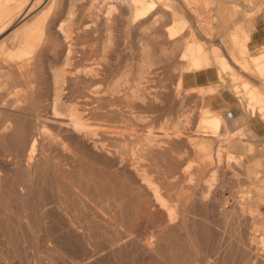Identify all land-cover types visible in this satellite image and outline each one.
<instances>
[{
	"label": "rangeland",
	"instance_id": "374dc122",
	"mask_svg": "<svg viewBox=\"0 0 264 264\" xmlns=\"http://www.w3.org/2000/svg\"><path fill=\"white\" fill-rule=\"evenodd\" d=\"M133 1L0 0V264H264V0Z\"/></svg>",
	"mask_w": 264,
	"mask_h": 264
},
{
	"label": "bare ground",
	"instance_id": "6f19581e",
	"mask_svg": "<svg viewBox=\"0 0 264 264\" xmlns=\"http://www.w3.org/2000/svg\"><path fill=\"white\" fill-rule=\"evenodd\" d=\"M160 1V0H159ZM262 1V0H261ZM158 3V2H157ZM167 5V4H166ZM156 8H157V4H156V2L154 1V0H150V1H145V0H134L133 2H132V4H131V10H132V12H131V17L134 19V20H141V19H145V18H147L148 16H150V15H152V13H153V11L154 10H156ZM113 9H114V7L113 6H110L109 7V11H108V13H110V12H112L113 11ZM115 10V9H114ZM173 18V17H172ZM176 18V17H175ZM174 18V19H175ZM177 19V18H176ZM39 23V22H38ZM36 24V23H35ZM34 24V25H35ZM41 24V23H40ZM38 25V24H37ZM185 26V22H183V21H180V20H173L171 23H170V26H169V30H168V33L172 36V37H176V35L179 33V32H181V30L183 29V27ZM33 28V27H32ZM39 28H42V27H39ZM38 28V29H39ZM44 28V27H43ZM42 28V29H43ZM60 31V30H59ZM7 32V31H6ZM32 32H34V30L32 31ZM60 33H62V31L60 32ZM16 35V34H15ZM55 35V34H54ZM170 35H169V37H170ZM64 38H66L65 36H64ZM63 38V39H64ZM57 39H60V38H58L57 37ZM172 39V38H171ZM15 40V39H14ZM66 41V40H65ZM192 42V41H191ZM190 42V43H191ZM186 44V51L184 52V57H189V62H188V64L186 65V69H188V70H193V69H198L200 66H202V63L203 62H201V61H199L198 59H196L195 58V56H193V54H194V50L192 49V46H191V44ZM194 43V42H193ZM69 46V45H68ZM68 48H70V47H68ZM204 49V48H203ZM198 51L200 50V48L199 49H197ZM205 50V49H204ZM68 51H70V50H67V53L69 54L70 52H68ZM264 61V54L262 53V54H259V55H257L255 58H254V62H259V61ZM262 61V62H263ZM28 62V61H27ZM204 63H206L205 61H204ZM260 64H262L261 62H259ZM204 65V64H203ZM205 66V65H204ZM219 65H217L216 67H218ZM264 66V65H263ZM263 66H261V67H259L258 69L259 70H262L264 67ZM206 68V67H205ZM90 70V69H89ZM88 70V71H89ZM84 72V71H83ZM221 72V71H220ZM85 73V72H84ZM87 78V77H86ZM55 79V78H54ZM53 79V80H54ZM264 83V82H263ZM29 87V86H28ZM97 89V88H96ZM90 95H91V92L89 93ZM254 97L256 98V96H255V94H254ZM259 97V96H258ZM263 99V98H262ZM261 100V99H260ZM259 100V101H260ZM100 102V101H99ZM254 102V101H253ZM251 105V104H250ZM93 111V110H92ZM91 113V112H90ZM98 113V112H97ZM216 116V115H215ZM53 117V116H52ZM69 120V119H68ZM71 120V119H70ZM71 122V121H70ZM69 122V123H70ZM202 124L204 125V126H207V127H209V128H211V129H213V131L214 132H220V131H222V132H224V136L226 137L225 139L227 140V139H229L230 140V138H231V132H230V130L228 129V127H227V125L225 124V123H228L227 121H220V119H218V118H216V117H212L211 116V118H207V119H203L202 121ZM84 123V122H83ZM82 125V124H81ZM231 125V124H230ZM71 126H73V127H75L76 126V128H77V123L76 122H73L72 123V125ZM79 126V125H78ZM80 128V127H79ZM35 129H37V128H35ZM38 130V129H37ZM78 131V130H77ZM35 132H37V131H35ZM38 134H39V131H38ZM40 135V134H39ZM37 137V136H36ZM223 137V136H222ZM35 138V137H34ZM33 138V139H34ZM38 138H39V136H38ZM225 140V141H226ZM94 144H95V142H94ZM35 146H37L36 145V141L35 140H33V144H32V149H31V153L33 152V150H34V148H35ZM94 149V148H93ZM31 153H30V155H31ZM120 165V164H119ZM123 165H124V163H123ZM126 165V164H125ZM129 166V165H128ZM125 167V166H124ZM123 170V169H122ZM5 172V171H4ZM3 176V175H2ZM1 177V176H0ZM144 179V178H143ZM144 181H145V179H144ZM146 182V181H145ZM144 184V183H143ZM149 185V184H148ZM152 192V191H151ZM156 193V192H155ZM154 196V195H153ZM157 198H159V197H157ZM161 198H159L158 200H160ZM151 200V199H150ZM158 203H160V202H158ZM172 210V209H171ZM172 219V218H171ZM173 219H175V218H173ZM172 221V220H171ZM170 221V222H171ZM262 245L264 246V244L262 243ZM117 247V246H116ZM119 247V246H118Z\"/></svg>",
	"mask_w": 264,
	"mask_h": 264
},
{
	"label": "crops",
	"instance_id": "0c3cea01",
	"mask_svg": "<svg viewBox=\"0 0 264 264\" xmlns=\"http://www.w3.org/2000/svg\"><path fill=\"white\" fill-rule=\"evenodd\" d=\"M261 21V20H260ZM264 23V21H261ZM251 36V43H255L256 45H262L264 43V25L259 24L257 28L255 29L253 23L251 28L245 33L247 42L245 44V47L247 49V44L250 40V33L253 32ZM248 51V49H247ZM232 113V117L230 119H227L224 114V119L228 123L232 124V132L231 134H235V131H237L242 126H246L247 129L257 138H264V121L259 117L257 112H255V115H252L250 112H247L243 110L241 107H233L230 110H228ZM225 113V112H224ZM234 132V133H233ZM236 140V138H234ZM244 193H251L256 194L258 196V203L250 205V209L258 210L259 214L261 216V222L264 229V186L260 187H251L249 189H243ZM264 237V235H263Z\"/></svg>",
	"mask_w": 264,
	"mask_h": 264
},
{
	"label": "built area",
	"instance_id": "2783aa9c",
	"mask_svg": "<svg viewBox=\"0 0 264 264\" xmlns=\"http://www.w3.org/2000/svg\"><path fill=\"white\" fill-rule=\"evenodd\" d=\"M260 20L264 21V14L260 16ZM224 114L227 119H230L232 117V113L230 111H226Z\"/></svg>",
	"mask_w": 264,
	"mask_h": 264
}]
</instances>
